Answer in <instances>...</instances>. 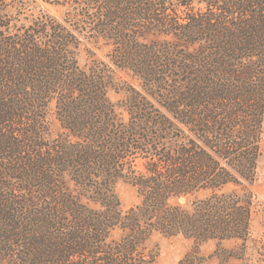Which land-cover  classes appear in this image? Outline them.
Here are the masks:
<instances>
[{
	"label": "trees",
	"instance_id": "16d2710c",
	"mask_svg": "<svg viewBox=\"0 0 264 264\" xmlns=\"http://www.w3.org/2000/svg\"><path fill=\"white\" fill-rule=\"evenodd\" d=\"M51 3L62 19L0 0V264H155V234L240 240L217 257L245 264L258 242L246 183L264 135V0ZM87 38L110 46V63L81 65ZM120 180L140 197L128 209ZM204 262L193 250L180 264Z\"/></svg>",
	"mask_w": 264,
	"mask_h": 264
},
{
	"label": "rangeland",
	"instance_id": "374dc122",
	"mask_svg": "<svg viewBox=\"0 0 264 264\" xmlns=\"http://www.w3.org/2000/svg\"><path fill=\"white\" fill-rule=\"evenodd\" d=\"M32 12L38 13L41 9L46 10L50 14L62 19L65 14V8L55 5L52 0H29ZM110 46L105 44L104 40L96 38L84 39L83 47L80 54V63L88 66L93 63L94 59L104 60L110 63L108 53ZM114 70L115 78L118 82L128 80L136 86L139 81L133 77L128 71L110 64ZM125 96V91L112 90L110 97L114 101H118ZM59 130L58 124L54 125L55 133ZM254 193L253 221H252V237L258 242H249L248 259L245 264H264V135L262 142V154L258 162V176L253 185L246 183ZM234 188L229 185L228 189ZM116 192L121 200L122 207L128 209L140 201L137 188L124 180H120L116 184ZM202 195V194H200ZM194 199V196L182 199V202ZM240 240H218L212 239L201 244L193 239L186 238L182 235L165 236L155 234L151 241V247L158 252L155 264H180L184 256L193 250H197L200 255L205 257L204 264H219L217 253H221L222 248H232L240 244ZM218 250V251H217Z\"/></svg>",
	"mask_w": 264,
	"mask_h": 264
}]
</instances>
